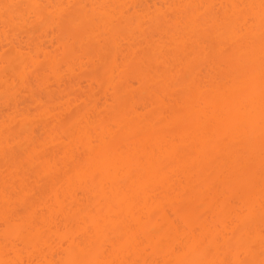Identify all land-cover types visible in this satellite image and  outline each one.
Masks as SVG:
<instances>
[{"label":"bare ground","instance_id":"1","mask_svg":"<svg viewBox=\"0 0 264 264\" xmlns=\"http://www.w3.org/2000/svg\"><path fill=\"white\" fill-rule=\"evenodd\" d=\"M260 4L0 0V264H258Z\"/></svg>","mask_w":264,"mask_h":264},{"label":"snow or ice","instance_id":"2","mask_svg":"<svg viewBox=\"0 0 264 264\" xmlns=\"http://www.w3.org/2000/svg\"><path fill=\"white\" fill-rule=\"evenodd\" d=\"M18 7L17 5L5 4L4 8L12 9ZM261 14V49H260V68H259V123H260V138L262 149V181H264V0H261L260 4ZM226 54H230L227 53ZM256 75L254 70H249L246 80H244L239 86L234 89V107L238 113H242L248 118V123L251 124V117L257 110V96H256ZM262 193H264V187H262ZM264 207V203H262ZM261 246L264 247V233L261 235ZM12 264H23V262H12ZM72 264H117L116 261H82L72 262ZM119 264H129L127 261H120ZM159 264V262H157ZM171 264V262H168ZM176 264H215L213 261L199 260V261H178ZM221 264H257L256 261L236 258L231 261H224ZM258 264H264V258H261Z\"/></svg>","mask_w":264,"mask_h":264},{"label":"rangeland","instance_id":"3","mask_svg":"<svg viewBox=\"0 0 264 264\" xmlns=\"http://www.w3.org/2000/svg\"><path fill=\"white\" fill-rule=\"evenodd\" d=\"M13 257V255L11 256V258Z\"/></svg>","mask_w":264,"mask_h":264}]
</instances>
